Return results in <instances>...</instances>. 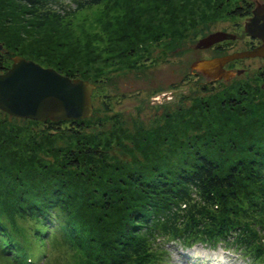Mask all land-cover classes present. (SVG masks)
Returning a JSON list of instances; mask_svg holds the SVG:
<instances>
[{"label": "trees", "instance_id": "obj_1", "mask_svg": "<svg viewBox=\"0 0 264 264\" xmlns=\"http://www.w3.org/2000/svg\"><path fill=\"white\" fill-rule=\"evenodd\" d=\"M100 1L0 0V13H28L26 24L40 31ZM234 5L228 13L251 11L249 2ZM0 27V72L15 50L35 61L48 56L34 55ZM83 60L38 62L94 82L79 65ZM231 92L209 111L199 110L209 114L204 126L187 122L202 133L180 141L165 133L159 148L141 133L135 142L145 150L132 165L111 159L112 145L103 148L86 134L92 115L40 121L0 110V257L6 264H63L66 257L70 264H160L169 242L182 248L221 243L250 264H264V94L237 90L238 103ZM63 133L72 143L49 142Z\"/></svg>", "mask_w": 264, "mask_h": 264}, {"label": "rangeland", "instance_id": "obj_2", "mask_svg": "<svg viewBox=\"0 0 264 264\" xmlns=\"http://www.w3.org/2000/svg\"><path fill=\"white\" fill-rule=\"evenodd\" d=\"M224 1L172 0L168 4L162 0H101L97 5L53 21L40 31L26 24L29 19L25 17L31 18L28 13L18 12L20 19L0 13V26L8 33L15 32L18 42L28 45L34 55L43 52L48 55L36 57L38 61L58 58L73 60L75 65L77 59H84L79 65L90 69L88 76L95 80L90 81L95 87L91 93L93 109L87 116L92 115L86 134L99 141L103 148L112 145L107 151L111 159L132 165L140 156L139 149L145 150L135 142L142 137L141 133L148 132L149 141L159 148L163 146L165 133L170 139L176 136L177 141L186 134L202 133L204 128H191V125L197 122L204 126L209 114L201 113L203 107L209 111L208 106L217 102L221 94L228 95L232 91L238 103L243 97L237 90L264 94V57L229 62L227 66L234 70L228 79H209L205 73L191 67L198 57L219 54L214 49L194 47L200 38L217 30L235 34L222 55L249 48L251 37L244 31L247 18L227 11L234 8L235 3L244 6L249 2L254 7L264 0ZM63 2L67 6L69 0ZM160 30L165 34L162 39L157 37L158 41L156 34ZM175 40L180 48H175ZM126 42L135 49L125 51ZM16 53L13 51V56L21 55ZM134 59L143 63L131 66ZM134 77L132 81L127 80ZM10 120L22 127L32 126L26 121ZM188 121L191 125L186 126ZM66 134L51 135L49 142L52 145L72 143ZM166 246L168 254L160 264H250L221 243L215 248L200 243L189 248L174 242ZM67 260L68 257L64 258L62 263L70 264L65 263ZM0 264H6L1 257Z\"/></svg>", "mask_w": 264, "mask_h": 264}, {"label": "water", "instance_id": "obj_3", "mask_svg": "<svg viewBox=\"0 0 264 264\" xmlns=\"http://www.w3.org/2000/svg\"><path fill=\"white\" fill-rule=\"evenodd\" d=\"M244 31L250 37L258 38L260 43L252 48L195 60L191 67L205 74L214 70V78L228 79L233 72L224 68L226 63L241 58L264 57V2H257L252 8L244 23ZM226 39H235V34L217 30L200 38L194 47L206 48ZM94 87L87 79L72 78L30 58L14 55L11 65L0 72V110L11 116L40 121L83 119L92 112Z\"/></svg>", "mask_w": 264, "mask_h": 264}, {"label": "flooded vegetation", "instance_id": "obj_4", "mask_svg": "<svg viewBox=\"0 0 264 264\" xmlns=\"http://www.w3.org/2000/svg\"><path fill=\"white\" fill-rule=\"evenodd\" d=\"M252 8H253V6H251V9L250 10H252ZM251 15V11H250V13L249 14H247V15H245V17L246 18H248L249 16ZM164 34H165V32H164V30H160L159 32H157V34H156V40H160V39H157V37L158 38H160L161 37V39L164 37ZM155 40V41H156ZM229 40H222V41H219V42H216V43H214L213 45H211V46H209V47H206V48H209V49H214V51H217V52H222L223 51V49H225L227 46H229L228 44H229V42H228ZM175 42V48L177 47V48H180V46H177V42H176V40L174 41ZM160 43V42H159ZM260 43V40L258 39V38H250V43H249V48H252L253 46H255V45H257V44H259ZM135 49V46H130L129 47V49ZM196 49H203V48H196ZM219 55H222L221 53H219V54H217V55H215V54H213V55H210V56H203V57H198L196 60H198V59H205V58H211V57H215V56H219ZM257 57H259V56H257ZM145 58H148L147 56H145ZM242 59V58H241ZM234 61V60H233ZM231 62V61H230ZM143 62L142 61H137L136 59H134L133 60V63L131 64V66H139L140 64H142ZM229 63V62H228ZM228 63H226L225 65H224V68L225 69H229V70H232L233 68H231V67H228L227 66V64ZM131 69H133L132 67H131ZM192 69H194V70H198V69H196V68H193L192 67ZM234 70V69H233ZM139 70H137V72H138ZM202 72V71H201ZM203 73V72H202ZM215 72H214V70H210V72H209V74H206L207 75V77L210 79H213V75L212 74H214ZM134 74V73H133ZM136 74V76L139 74V73H135ZM134 79H136V77H134V78H127V80H129V81H132V80H134ZM174 86H177V83L175 82L174 83ZM159 91V90H158ZM157 91V92H158ZM123 93V92H122ZM137 93H139V90L137 91ZM116 96H118V95H116Z\"/></svg>", "mask_w": 264, "mask_h": 264}]
</instances>
